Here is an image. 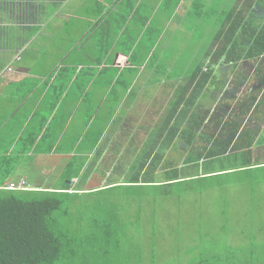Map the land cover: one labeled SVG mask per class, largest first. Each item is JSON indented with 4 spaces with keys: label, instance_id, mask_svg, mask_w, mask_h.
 Wrapping results in <instances>:
<instances>
[{
    "label": "crops",
    "instance_id": "crops-1",
    "mask_svg": "<svg viewBox=\"0 0 264 264\" xmlns=\"http://www.w3.org/2000/svg\"><path fill=\"white\" fill-rule=\"evenodd\" d=\"M69 1L71 0L60 3L61 8L67 7ZM12 2L17 3V1ZM88 3V8H95L92 1ZM214 3L216 7L221 6L222 8H213ZM112 5L107 9L112 10L113 7L115 9L105 12L103 15L110 25L98 24L99 18L94 22V27H81L82 36L80 35L77 39L70 38L74 45L78 42L81 43L77 50H72L73 52L69 55L71 63L69 66L70 63L63 61L64 58L61 65L58 64L60 60L58 61L56 57H51V61L50 59L47 61L46 57L48 56L43 53L44 47L40 43H44L45 29L51 24L53 27L80 28L78 22L75 26L72 17L70 24L65 25L64 19L57 24V16L50 22V18L55 12L48 14V17L47 15L43 17L38 15L35 21L37 27L30 30L25 26L6 27L9 25L8 23H0V56L8 64L0 69V159L23 155L20 152L23 149V144L26 145L29 136L23 135L21 129L30 120L29 107H34L33 113L40 110L45 115L50 114L51 109L53 110L51 114L56 115L55 118L58 120H64L67 114L76 111L84 117H81L85 121L83 122L84 128L87 126V121H89L87 127L95 128L94 131L86 132L85 137L80 140L81 143L88 144L85 156L89 159H96L93 166L95 169L93 172H89L88 176L93 174L97 185L90 188L107 186L109 184L107 179L114 176L117 177V183L124 184L125 176H129L130 167L127 165L125 169L116 171V167L120 166L118 160L120 158L118 156L116 159L114 155L116 152L111 150L115 138L118 137V141L127 147L133 142L135 145L132 150L138 149V152H135V155H132L130 159H136L139 150L141 152L149 137L157 132L156 128L159 123L164 121L168 115L169 101L173 102L174 106V102L177 101L175 98L177 92L189 85L190 92L194 88L199 89V77L210 69L213 71L210 81L203 90L198 92V100L190 111L191 115L189 114L186 120L182 119L180 125L176 118L169 122L171 126H180L181 131L174 137L173 146L165 151L164 159L160 165H166L167 170L177 168L182 171L190 167L195 169V165L189 166L190 161L192 160L194 163L200 159L204 161V155L210 150L211 143H214L222 132L225 121L221 123L217 117L221 118L226 114L228 118L229 115L239 112L241 110L239 109L240 101H250V97L258 94L260 89L264 88V51L259 53L258 46L253 49L255 38L260 34L264 38V0H115ZM131 7H133L132 17L126 22L123 31L117 35L114 28L115 22L110 19L116 14L121 18V11L129 13ZM209 10H212V13L217 17L214 21H211ZM205 12L206 15H209L208 21H203L207 20ZM203 14L204 18H202ZM78 18H80L79 15ZM30 21L32 22V20ZM2 24L5 27H1ZM201 25L204 27H200ZM187 26H190V35L194 37L187 36L189 33ZM197 26L202 31L199 36H196ZM160 27L162 28L160 29ZM87 28H91V30L87 32ZM176 29L185 31L186 34L181 42L183 50L179 53H172L173 42L179 34L174 33ZM60 30H64V28ZM160 30L162 35L158 37ZM231 30L235 34L229 37L228 34ZM126 37L134 41L133 46L128 47L129 52H126V44L129 45ZM227 39L231 41L228 51L225 54H220L221 56L217 55V51L228 45ZM61 40L65 42L64 39ZM156 42L164 48L167 44L160 57L157 56V52L152 54L147 51V48ZM72 48L74 46H71L68 52ZM204 48L206 51L201 55L200 49ZM31 49L32 54L38 55L33 62L32 70L35 69L36 74H44L46 69L37 66L45 64L51 71L31 96L24 101L23 97L28 96L27 85L31 70L25 64L13 71L9 70V66L14 68L15 64L23 63L25 54ZM137 49L142 54L133 59ZM189 49L198 54H194L193 57L183 56V52ZM18 57L21 58L19 61ZM165 58L168 60L164 61ZM177 58H179L178 62L183 58L189 62L186 65L188 70L192 69L195 64L202 68V72L198 73L197 80L192 84L189 71L183 73V75L186 73L183 78L178 75L172 76ZM16 60L17 62H15ZM51 65L52 67H50ZM259 69L260 71H258ZM61 73H64V77L60 82L68 88L60 102L53 106L55 96L52 98L53 91L50 87L57 81ZM59 80L61 79L59 78ZM160 80H171L170 87L166 90L163 87L161 89ZM179 80H183V83ZM92 83H94V87L89 90L88 87L92 86ZM82 89L86 93L79 100L78 94H81ZM131 89L133 90L132 94ZM190 92L187 94L188 96ZM183 105L184 100L181 101V107ZM131 107H138L140 115L133 116L134 112L129 109ZM154 111L156 113L152 115ZM17 115L21 116L16 118ZM192 115H195L196 118L190 124L189 119ZM70 117L71 115H69ZM211 118L213 119L211 120ZM92 119L93 125L90 123ZM149 121L150 123H148ZM239 125H241V131L235 138V142L240 146L229 151L234 155L232 158L235 162H230V165L224 169L225 171L237 168L235 163L238 164L239 161H242L241 155L246 156L250 149L256 156L261 158L264 156V108L259 111L252 110L244 118L242 117ZM191 128H194L192 133H190ZM132 129L137 130L136 133H133L132 136L131 134L126 135V132L128 133ZM34 130L35 134L38 131V126ZM115 131L117 134L107 136L110 132L115 133ZM102 132L106 134L100 137L98 145L93 150L89 149V144L93 143L94 145ZM191 137L194 138L191 139ZM239 137H242L241 140H238ZM249 143L253 145L250 149L247 146ZM156 150L151 155V159L156 155ZM64 154L77 157L69 153ZM122 154H124L123 150ZM58 155L28 154L25 156L27 160H23L16 168L15 176L5 182L6 186H19L23 181L28 182L31 164L35 165L39 161L46 160L51 165L49 159H42V157ZM30 157H32L31 161ZM206 163L197 164L199 173L196 175L202 176L209 173V175L215 176L225 173L223 170H204ZM85 164L87 167L86 162ZM164 169L163 167L155 169V182L158 181L157 175L159 173L162 175ZM73 182L75 181L73 180ZM33 183V180L28 182L31 189L38 187L31 185ZM90 188L82 189L79 186H74L72 192L88 191Z\"/></svg>",
    "mask_w": 264,
    "mask_h": 264
},
{
    "label": "trees",
    "instance_id": "trees-1",
    "mask_svg": "<svg viewBox=\"0 0 264 264\" xmlns=\"http://www.w3.org/2000/svg\"><path fill=\"white\" fill-rule=\"evenodd\" d=\"M44 1L58 5L65 0H23L29 6V13H33L38 9H42L43 11L41 2ZM83 1H92L95 4L94 9H91V7L85 9V18L92 22L91 18L95 16L96 19H94L93 23L100 18L98 24L102 25L106 23L110 25L103 15L105 12L111 10L107 8L115 0ZM2 3L0 6L5 8H12L19 4L18 2L15 3L12 1ZM115 5L112 6L115 7ZM114 7L113 9L117 8ZM43 13L45 16V11ZM121 13V18L116 14L110 19L115 22L114 28L117 35L123 31L125 24H127L126 22L132 16L133 7H131L129 13H124L123 11ZM80 18H84L82 14ZM1 27L5 26L2 24ZM232 34H235L233 30L228 34L229 37ZM125 39L129 42V47H132L134 41L127 37ZM227 42L228 45L221 48L222 50L217 51V55L219 54L221 56L220 54H225L228 51L229 44L231 43L230 39ZM262 45H264V38L260 34V36L255 38L253 49L255 46H258L259 53H262L264 51V46ZM254 54L257 55L256 53ZM17 59L19 61L21 58L18 57ZM7 65L6 61L0 60V69ZM9 67L10 71L14 70L12 66ZM37 67H44L46 73L36 74L34 72L36 70L31 69V75L27 85L28 96H22L24 101L31 96L38 88L40 82L51 71L45 64H38ZM200 72H202V68L198 66L190 70L191 84L197 80L198 73ZM212 73L213 71L208 69L206 73L199 77V89L194 88L190 92L189 85L177 92L175 95L177 101L174 102V106L172 105L170 107L164 121L159 123V126L156 128L157 132L149 137L141 152L139 150L136 159H130L132 155H135V152H138V149H135V151L132 150L135 144L131 142L127 147L124 143L118 141V137L115 138L111 150H113L112 152L118 153L114 154L116 159L118 156L120 158L118 159L120 166L116 167V171L118 169H125L127 165L130 167L128 171L129 176H125L126 182L124 184L117 183V177L114 176L111 179H107L109 183L107 186L90 188L88 191L72 192L74 186H79V181L83 184L88 179L89 172H84L86 164L84 161H80L81 163L78 165L81 166V169L78 170H75V166L71 167V164H69L71 167L70 176L60 187H35L30 190H9L5 182L15 176L16 168L23 160H27L25 156L30 152L26 148V145L23 144V149L20 152L23 155L0 159V169L2 170V173L0 170V264H74L85 251L91 252L97 259L94 262L87 261L85 264H135L134 262H138L136 258L142 260L143 251H131L138 247L133 245L123 246V235L127 236L129 233L137 231L141 227L143 229L144 223L146 222H144L142 217L146 209L151 207L153 210L152 214H155L154 207L161 206L169 196L173 197L172 190H179L182 187L193 183L196 184L199 181L210 185L214 178L223 175L224 173L220 175L217 173L218 175L211 176L209 173H206L198 176L196 175L199 173V166L197 164L207 161L214 163L222 157H228L231 150L240 146L235 142V138L241 131L239 122L242 120V117L244 118L252 110L259 111L264 108V88H262L258 94L250 97V101H240L239 109L241 110L239 112L229 115L228 118L226 114L223 117L221 116V118L217 117L221 123L225 121L222 132L214 143H211V146L208 144L210 150L208 153H205L204 161L200 159L194 163V161L189 160L191 163L189 166L195 165V169L190 167L182 171L177 168L167 170L166 165L160 166L164 159L165 151L173 146L174 137L181 131L180 126H171L169 122L176 118L180 125L182 119L186 120L189 114L191 115L190 111L195 107L198 100V92L203 90L210 81ZM63 77L64 73H61L59 75L61 80L58 81V78L50 87L53 91L52 98L55 96L53 106H56L60 102L65 95V90L68 88L60 82ZM189 92L190 95L188 96L187 94ZM85 93L86 91L82 89L81 94H78V99L81 100ZM182 100H184V105L181 107ZM33 109L34 107L28 108V111H30L29 114L33 115L34 118H38L37 132L43 135L35 136L30 146L36 141L41 144L40 146H42L43 142L49 140L55 143L54 141H57L56 127L52 121L48 122L53 110L50 109V114L45 115L40 110L33 113ZM20 116L17 115L16 118ZM195 118V115L190 116V124H192ZM90 130L92 131V128L89 126L88 131ZM193 130L194 128H191L190 133ZM133 131V129L129 130L128 133L126 132V135L131 134L132 136ZM116 132L114 134H117ZM33 134L31 133V135ZM105 134V132H102L98 136L97 141L90 147L91 150L98 145L100 137H103ZM193 138L191 137V139ZM241 138L239 137L238 140H241ZM47 143H44L42 152L45 151ZM247 146L250 149L253 145L249 143ZM125 147H127L126 150H124ZM122 150L124 154H122ZM155 150L157 153L151 159V155ZM249 151L246 156L241 155L243 158L241 159L242 161H239L238 164L235 163L237 168L223 170V172H250L264 169V156L261 158L256 156L251 149ZM31 160L32 157H30ZM77 163L79 162L76 160L75 164L77 165ZM159 167L165 168L163 170L164 173L162 175L159 173L157 175L158 181L155 182V169ZM196 171L198 172L196 173ZM178 195L180 197V190ZM101 211H105L106 213L104 218ZM222 216L224 219L227 218L226 210L222 212ZM226 220L221 223L220 230L215 233H206L201 227L198 234L202 242L196 243V246L193 247H180L175 257L168 258L167 256L168 260L166 264H264V244H262L260 233L253 232L250 236L248 235L243 238L245 240L242 244L245 245L243 248L235 247L230 244L233 241L227 236L226 226L229 225V222ZM117 225H119L118 228L116 227ZM113 234L115 236L111 237ZM152 234L155 237L154 229ZM151 258L153 259L152 264H159L156 251L151 254Z\"/></svg>",
    "mask_w": 264,
    "mask_h": 264
},
{
    "label": "rangeland",
    "instance_id": "rangeland-1",
    "mask_svg": "<svg viewBox=\"0 0 264 264\" xmlns=\"http://www.w3.org/2000/svg\"><path fill=\"white\" fill-rule=\"evenodd\" d=\"M11 1H17L19 4L12 8H5L0 6V23H8L9 25L6 27L25 26L29 27L30 30L31 28L37 27L35 25V21L38 18L37 16H44V11L47 17L48 14L55 12L52 15L53 17L50 18V22L53 21L52 19L57 16V24L64 19V24L68 25L71 22V17L75 21V26L77 22L79 23L80 28L77 29L68 26L53 27L52 24L45 29L43 37L44 43H40L41 46L44 47L43 53H45V56L48 55V57H46L47 61L49 59L51 61V57H56L58 61L60 60L58 63L59 65L62 64L63 58V61H65L66 63H70L69 55L74 50H77V48L80 46L81 42H78L74 45V43L70 41V38L72 37L74 39H77L80 35L82 36L81 27H94L93 21L94 19H96L95 16L91 18L92 22H90L89 19L82 20V18H78V15L79 17H81V14L85 18L86 15L84 14V11L85 9H88L87 4H89L87 1L71 0L69 1V6H65L64 8H61L62 6L60 4L52 5L54 3L44 1L41 2L43 12L42 9H38L33 13H29V6L25 2H23V0H0V5L3 4L2 2ZM217 7L222 8L221 6ZM217 7L214 3L213 8ZM199 14L201 13L199 12ZM204 14L207 20L203 21H208L209 15L211 16V21H214V19L217 18L215 17L214 13H212V10L208 11L209 15H206V12ZM204 14L202 18H204ZM89 17H91V15H89ZM30 20H32V22ZM145 24L147 25L146 22ZM200 27H204V25H201ZM200 27H196V36H199V34L202 32ZM63 28L64 30H60ZM91 28H87V32H89ZM161 28L162 27H160V29ZM187 28L189 31L190 26H187ZM184 32L185 31H178V29L174 30L175 34H179L173 42L174 44L172 45L171 50L172 53H179L181 50H183L181 47V42L183 40V36L186 34ZM190 34L191 33L189 31V33H187V36L191 37L192 35ZM161 35L162 32L160 30L157 36L159 37ZM61 39H64L65 42H63ZM157 43L158 42H156L153 46L148 47L147 51L148 53L152 54L154 52H157V56L160 57L164 53L167 44L164 48L159 46L160 43ZM71 46H74V48H72L68 52ZM128 47L129 45L126 44V52H129ZM205 51L206 48L200 49L201 55L202 53H205ZM195 52L196 51H191V49L185 50L183 52V56L193 57L194 54H198ZM60 53L62 54L60 55ZM135 54V56L133 55V59L137 58L139 54H142V52L139 53V50L137 49ZM37 56L38 55L36 54H32V49L29 50L25 54L23 63L15 64L14 69L20 67L22 64H25L27 68L31 70L34 65L33 62ZM52 59L54 60V58ZM0 60H3L2 56H0ZM167 60L168 59L166 58L164 59V61ZM178 60L179 58L175 59L176 66L173 69L172 76L178 75L183 78L184 75L188 71L190 72L191 69L188 70V67H186V65L189 63L187 60H185L184 58L179 62ZM69 65H71V63L68 64V66ZM194 66L197 67L198 65H193V68ZM184 72L186 73L183 75ZM159 82L161 84V89L163 87L166 90L170 87L172 81L160 80ZM179 82L183 83V80H179ZM93 87L94 83H92V86L90 85L88 89L90 90V88ZM132 92L133 90L131 89V94ZM169 103L170 108L173 105V102L169 101ZM129 109L134 112L133 116L140 115L138 107H131ZM155 113L156 112L154 111L152 115H154ZM124 114L125 112L122 115L124 116ZM69 115H71L70 118ZM81 117L84 118L80 113H77L76 111H74L72 114H67V117L64 120H58V118H55L54 115L51 114L48 122L52 121L54 123V126L56 127L57 141L55 143H52V141L49 140L43 142L42 146H40L41 144L36 141L32 146H30L35 136L43 135L42 133L38 134L37 132L36 134L31 135V133L35 132L34 128L36 129V127L38 126V118H34L32 115H30V120H28L21 129L23 135H30L26 140V148L30 152L29 154H59L56 157H42V159H49L51 165L46 162V160L39 161L38 163H35V165L31 164L32 168L29 169V172L31 171V173L28 177L29 181L33 180L34 182L31 185L42 188H53L57 186L60 187L66 180H68L67 178L70 176V170L72 166H75V170L81 169L80 165L75 164L76 160L79 163L80 161H85L87 163L85 172H93V169H95L93 166L96 162V159H89L85 156V151L88 149V144L80 142V140L85 137L86 132H88L87 126L89 125V121H87V126H85L84 128L83 122L85 121ZM90 123H92L93 125V119ZM148 123H150V121ZM92 130H95V128ZM136 131L137 130L133 131V133H136ZM112 134L114 133L110 132L108 135ZM44 143H47L46 149L42 152ZM92 145L93 144H89V149ZM64 153H69L77 157H73L70 155L66 156L67 154ZM232 156L234 155L229 153L228 157L225 156L224 159L220 158L217 163L207 161L204 169L217 171L224 170L230 165V162H235L233 158H229ZM69 164H71V167L69 166ZM24 174H26L25 171ZM88 177L89 178L85 183L81 184L80 181L78 182L79 188L81 187L82 189H84L97 185L93 174H90V176ZM25 182L28 184L27 181ZM179 190L180 197L178 195ZM179 190H172L173 197L169 196L166 202L161 206H158L157 208L154 207L155 214H152L153 210L151 207L146 209V212L142 217L144 219V222H146L144 223L143 229L141 227L137 231L129 233L127 236L123 235L122 243L124 247L133 245L138 248H134L131 251H143V259L139 260L136 258V261L138 262H134L135 264H152L153 259L151 258V254L155 251L158 257L157 260L159 264H166L168 260L167 256L168 258L172 256L175 257L178 254V249L180 247H193L196 246V243L202 242L198 234L201 227L206 233H215L216 231L220 230L221 223L226 219V221L229 222V225L226 226L227 236L230 237L233 241L232 243H230L231 245L238 248H243L245 246L242 245L245 241L243 238L247 237L248 235L250 236L253 232L260 233L262 237V244H264V169L250 172H226L223 175L214 178L210 185L199 181L196 184H190L186 187L180 188ZM182 191L183 193H181ZM225 210L227 211L226 219H224V217L222 216V212H224ZM101 214L103 215V218L106 216L105 211H101ZM119 225H117L116 227L118 228ZM153 229L155 237H153L152 234ZM114 236L115 234H113L111 237ZM228 244L226 245L228 246ZM94 260H97L96 256L91 252L85 251L81 254V256L76 260L74 264H85V262L87 261L94 262Z\"/></svg>",
    "mask_w": 264,
    "mask_h": 264
},
{
    "label": "built area",
    "instance_id": "built-area-1",
    "mask_svg": "<svg viewBox=\"0 0 264 264\" xmlns=\"http://www.w3.org/2000/svg\"><path fill=\"white\" fill-rule=\"evenodd\" d=\"M9 190H30V186L25 182L23 181L19 186H15V185H10L8 187Z\"/></svg>",
    "mask_w": 264,
    "mask_h": 264
}]
</instances>
